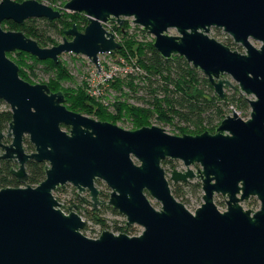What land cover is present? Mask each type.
<instances>
[{
	"label": "water",
	"instance_id": "obj_1",
	"mask_svg": "<svg viewBox=\"0 0 264 264\" xmlns=\"http://www.w3.org/2000/svg\"><path fill=\"white\" fill-rule=\"evenodd\" d=\"M62 10L84 14V30L74 23L61 42L43 47L1 24L54 20L61 10L38 0H0V100L11 111V142L3 144L0 132V158L18 163L11 172L20 182L27 179L29 160L46 163L38 185L0 189V264H264V0H68ZM126 18L153 36L163 58L180 55L198 69L220 98L225 87H234L224 78L230 76L242 94L254 96L246 98L249 117L232 109L213 132L194 135H174L157 125L124 129L69 110L62 90L25 81L7 56L23 51L58 62L61 54L71 53L99 71V55L121 47L104 24ZM212 27L243 52L211 37ZM172 29L176 35L168 33ZM25 137L32 152L24 148ZM164 159L181 161L185 169L168 176ZM192 179L200 180L202 191L194 212L170 188V182ZM96 180L110 189L107 202L100 200ZM66 184L92 208L107 203L125 217L126 226L142 231L86 236L77 207L64 213L54 197ZM216 194L225 198L223 211L214 202ZM251 197L259 201L257 210L240 204Z\"/></svg>",
	"mask_w": 264,
	"mask_h": 264
},
{
	"label": "trees",
	"instance_id": "obj_2",
	"mask_svg": "<svg viewBox=\"0 0 264 264\" xmlns=\"http://www.w3.org/2000/svg\"><path fill=\"white\" fill-rule=\"evenodd\" d=\"M66 1L68 0H50L52 4H57L61 10V16L58 19L30 18L21 24L4 20L2 25H6L11 30L24 32L28 37L35 39L40 46L56 45L59 42L52 36L51 32L57 33L62 39L63 31L70 28L74 23L78 29L84 28L87 23L84 14L62 10ZM112 24L115 25L114 22ZM125 25L127 26V21L122 22L120 26H115L118 31L116 36L119 38L121 47L109 53V56H117L118 64L130 65L132 70L124 74L121 71L117 72L111 79L102 84L103 87L98 96L92 95L93 97H90V93L85 92L84 87L89 88L86 86V81L77 83L67 67L66 61L62 58H59L58 62H54L49 59L38 60L35 56L28 54L29 63H24L28 72L23 71L18 66L19 75L29 83L37 80L36 82L46 84L52 92L62 90L64 94L63 104L69 110L89 114L101 121L113 120L126 123L131 129L141 127L146 122L149 123L155 119L162 124L171 125L173 131L181 134H198L205 130L211 132L231 112V106L244 110L249 108L247 99L239 93L238 89L232 94L225 93L224 97L220 98L205 75L189 64L182 56L173 55L169 59L163 58L151 42H138L137 35L130 33ZM137 28L140 33L146 35L145 31L138 26ZM224 44L234 50L242 49L239 45L231 43L230 39H228V43ZM70 56L79 58L75 55ZM78 67L80 70H90L88 74L93 71V66L89 62H81ZM66 83L74 84L73 86H66ZM109 91H112L113 96L109 95ZM108 96L111 98L107 99ZM94 97L100 98L102 101L94 102ZM130 100L134 102H130ZM103 103L105 107L102 106ZM10 120L9 106L0 100V131L7 129ZM62 127L67 129V127ZM24 148L27 152L34 150L27 137L24 138ZM167 164L170 167H175L178 163L175 160L164 159L162 166ZM13 166L14 163L11 161L0 159V189L18 186L16 178L10 172V168ZM45 166V162L29 160L26 164L27 180L25 186L38 185L45 178ZM97 183L102 187L104 186L100 180H97ZM170 188L175 198L184 205L188 200V197L185 196L200 197L202 194L201 183L198 179L187 182H170ZM61 189L57 188L53 192L58 201L56 192ZM72 190H74L73 187ZM75 195L70 203L74 200L79 201ZM108 196L106 189H100L101 199H107ZM108 208L112 212L118 213L111 206ZM89 211L92 213L90 218L94 223L100 225L102 229L108 227L106 219L100 215V208L91 207ZM80 212L82 211L80 210ZM86 229L87 225L83 229V233ZM130 230L131 228L126 226L125 222L123 226L114 224L112 227L114 232H124L131 235Z\"/></svg>",
	"mask_w": 264,
	"mask_h": 264
},
{
	"label": "rangeland",
	"instance_id": "obj_3",
	"mask_svg": "<svg viewBox=\"0 0 264 264\" xmlns=\"http://www.w3.org/2000/svg\"><path fill=\"white\" fill-rule=\"evenodd\" d=\"M18 2H21V1H24V0H16ZM46 5H49L51 7H53L54 9H59L57 6V4H52L50 2V0H38ZM131 18H126L124 19V21H127V26L125 25L126 28H128V31L130 33H134L135 35H137L138 37V42L140 43H144V42H153V36L148 34L146 32V35L142 34L139 32V29L137 28L138 25L134 24L132 21ZM123 21V22H124ZM115 25L112 24V22H109L107 25H104V27L107 29V30H110L112 33H114L115 35H117V29L115 26H120V24H117L116 22H114ZM2 28L4 30H11L9 29L6 25H2ZM140 28V26H138ZM78 30L80 31H83L84 28H79ZM114 30V31H113ZM52 33V36L54 38L57 39L58 42H61L62 39H61V36H59L57 33H54V32H51ZM169 34H172V35H176L177 32L172 29V30H169L168 31ZM209 35L211 37H214L215 39H217L218 41L222 42V43H228V39H230L231 43H234L232 38L225 32H223L222 29L220 28H215V27H212L210 29V32H209ZM68 39H70V37H68ZM116 39L119 41V38L116 36ZM251 42L256 46V47H259L260 45V42L258 41H254V40H251ZM236 45V44H235ZM235 50H238L240 52H243V48L241 50L239 49H235ZM28 53L26 52H23V51H15V52H10V53H7V56L12 59L23 71L25 72H28L26 66L24 63H29V57L27 56ZM70 55H73L71 53H64V54H61L59 56V58H62L63 60L66 61L67 63V67L69 68L71 74L75 77V81L77 83H82V81H86V86H89V88H85L84 87V90L85 92L88 94L90 93V97H93L92 96V93H91V88L93 87V84L95 83L96 84V79L94 77V75L91 73V74H88L90 70H80V68L78 67V64H80L81 62L83 63H91L86 57H83V56H77L79 58H72ZM80 60V61H71V60ZM117 59L118 57L117 56H109V54H101L99 55V67H100V70H103L104 68H108L110 67L111 65H115L118 67L119 70L123 71L124 69H127V70H130L132 67L130 65H127V64H118L117 63ZM122 61V60H120ZM74 63H76L77 65H75ZM92 65V63H91ZM93 66V69L96 70L95 66ZM124 74V71L122 72ZM41 74V73H39ZM224 78H227L231 81V83L233 84V86L236 88H230V87H225L224 89V92L227 93V94H232L233 91L237 90V84L236 82H234L230 76H227L225 75ZM40 80V79H38ZM37 81V80H36ZM31 82L32 84H35V83H42V82ZM74 83H66L65 85L67 86H73ZM103 86L100 87V89L102 88ZM96 89V88H95ZM239 91V89H238ZM104 93V92H102ZM101 93V94H102ZM110 96H113L112 95V91H109L108 92ZM239 93H241L239 91ZM103 95V94H102ZM245 98H249V99H253L254 96L253 95H245V94H242ZM108 98H111V97H107ZM104 100H106V98H104ZM88 101V100H87ZM102 101L100 98H97V97H94V102H100ZM130 102H134L133 100H130ZM6 104V103H5ZM7 105V104H6ZM8 106V105H7ZM103 107H105L104 103L102 105ZM234 109L238 115L243 118V119H247L249 117V113H250V107L247 109V110H244V109H238L237 107H234V106H231L230 107V110ZM231 112H229L230 114ZM83 114V113H81ZM86 116H89V117H92L94 118L93 116L89 115V114H84ZM96 119V118H94ZM99 120V119H97ZM108 122H111L113 124H116L124 129H129V130H133L131 128H129V125L128 124H124L122 122H119V121H113V120H107ZM151 125H157V126H160V127H163L168 133H171V134H174V135H181V133L179 132H176V131H173V127L171 125H165V124H162L160 122H157L155 119H152L151 121L146 122V124H144L143 126H151ZM142 127V126H141ZM140 128V127H138ZM64 129V128H63ZM137 129V128H136ZM66 131H68V129H64ZM213 132V131H211ZM194 135V134H192ZM178 164L175 165V167H170L168 164L165 165V166H162L165 171L167 173L170 174V172L173 170V169H176V170H180V171H183L185 169V166L183 165V163L181 161H176ZM191 168L195 171L196 170V167L195 165L191 166ZM101 183L104 185L103 187L98 185V183L96 184V186L98 187V189H106L107 193L109 194L110 192V189L101 181ZM77 193V191L74 189L72 190V186L70 184H66L65 186L62 187L61 190L57 191L56 192V196L58 197L59 199V202L60 204L62 205L61 208H68V206H71L70 204V201L71 199L73 198V196ZM82 196H85V197H88L87 193L84 192L82 193ZM202 196V194H201ZM201 196L199 197H195V196H185V197H188V200L185 202V207L190 210L191 212H194L195 209L200 206V204L202 203V198ZM149 199H150V202L151 204L159 209L160 208V203L157 202L155 199H153L152 197L148 196ZM184 197V198H185ZM108 198L107 199H103L102 201H105L107 202ZM214 202L216 203L217 207L219 210L223 211L226 207V204H225V198H223L220 194H216L214 196ZM242 205V207L244 209H252V210H257L259 208V201L254 198V197H251L249 198L248 200L246 201H243L240 203ZM108 204L105 203V204H102V205H99L97 208H100V215L102 217H104L106 219V223H107V226L106 228L102 229L100 225L96 224L93 222V220L90 218L92 216V213L89 211V209L91 208V205H87V207H81V210L82 212H80V210H77L78 214L81 213L80 216H82V218L86 221V225H87V229L86 231H84V234L88 237H91L93 232L95 231V229L97 230H110L112 231V227L114 224L118 225V226H123L124 225V222H125V217L119 213H114L112 212L111 210H109L108 208ZM88 215V216H87ZM131 228L130 232L132 233L131 235H137L139 234L141 231H142V227L138 226V225H130L128 226ZM95 228V229H94ZM114 232V231H112ZM114 233H117V232H114Z\"/></svg>",
	"mask_w": 264,
	"mask_h": 264
},
{
	"label": "built area",
	"instance_id": "obj_4",
	"mask_svg": "<svg viewBox=\"0 0 264 264\" xmlns=\"http://www.w3.org/2000/svg\"><path fill=\"white\" fill-rule=\"evenodd\" d=\"M107 24H104V25H107ZM108 31H110V30H108ZM92 65H94V64H92ZM95 68H96V70L93 69L92 74L94 75V77H95L97 82H96V84L95 83L93 84V87L91 88V93L94 96H98L100 94V87L102 86V84L106 83L107 80L111 79L117 72H119L121 70H119L118 67L115 66V65H111L110 67L104 68L103 70H100V67H99V71H98L96 66H95ZM131 70L132 69H130V70L124 69L123 71H124V73H127V72H131ZM123 71H121V72H123ZM168 176H169V173H168ZM61 206H60V209L64 213H67L68 212L67 208H63L62 209ZM82 232H83V230H82ZM101 232L102 231L100 229L99 230L95 229V231L93 232L91 238H97L100 235Z\"/></svg>",
	"mask_w": 264,
	"mask_h": 264
},
{
	"label": "flooded vegetation",
	"instance_id": "obj_5",
	"mask_svg": "<svg viewBox=\"0 0 264 264\" xmlns=\"http://www.w3.org/2000/svg\"><path fill=\"white\" fill-rule=\"evenodd\" d=\"M23 79V78H22ZM10 109V108H9ZM64 127H66V126H64ZM63 128V127H62ZM65 129V128H64ZM67 129H68V127H67ZM7 130H8V127H7V129L5 130V131H0V132H3L4 133V137L1 139V142L3 143V144H9L10 142H11V137H8L7 136ZM3 152V150L0 148V153H2ZM0 159H4V158H0ZM4 160H7V161H11L12 163H14V166L13 167H11L10 168V172H11V170L12 169H18V163L17 162H15L14 160H11V159H4ZM176 161V160H175ZM27 164V163H26ZM195 166H196V168L198 167V165L197 164H194ZM25 169H26V166H25ZM27 173V172H26ZM11 174H12V172H11ZM13 175V174H12ZM14 176V175H13ZM15 178H16V180H17V182H18V186H14V187H23V186H25V182H26V180L24 181V182H20L19 180H18V178L16 177V176H14ZM97 181V180H96ZM200 181V180H199ZM63 187V186H62ZM62 187H58V188H62ZM73 187V186H72ZM5 188V187H4ZM74 188V187H73ZM2 189V188H1ZM75 189V188H74ZM76 190V189H75ZM77 191V190H76ZM87 193V192H86ZM87 195H88V193H87ZM75 197L79 200V201H76V200H74L70 205L71 206H76L77 207V209H76V212H77V210H81V207H87V205L89 204V203H86V202H84L82 199H81V197L78 195V193H76V195H75ZM85 197V196H84ZM100 200H103V199H101L100 198ZM90 205V204H89ZM70 207V206H69ZM67 210H68V208H67ZM82 211V210H81ZM78 213V212H77Z\"/></svg>",
	"mask_w": 264,
	"mask_h": 264
}]
</instances>
